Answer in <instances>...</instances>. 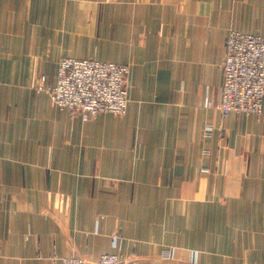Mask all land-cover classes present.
I'll list each match as a JSON object with an SVG mask.
<instances>
[{
	"label": "crops",
	"instance_id": "crops-1",
	"mask_svg": "<svg viewBox=\"0 0 264 264\" xmlns=\"http://www.w3.org/2000/svg\"><path fill=\"white\" fill-rule=\"evenodd\" d=\"M106 9L114 53L75 50L67 20ZM231 30L264 38V0H0V264H264V119L206 107ZM63 57L130 65L127 115L38 92Z\"/></svg>",
	"mask_w": 264,
	"mask_h": 264
},
{
	"label": "built area",
	"instance_id": "built-area-1",
	"mask_svg": "<svg viewBox=\"0 0 264 264\" xmlns=\"http://www.w3.org/2000/svg\"><path fill=\"white\" fill-rule=\"evenodd\" d=\"M222 63L224 85L218 104L208 101L223 116H256L264 119V38L257 34L230 31ZM130 65L100 62L95 59L64 58L55 85L41 76L37 91L50 96L52 104L88 122L102 114L125 117L129 97ZM213 125L206 127L212 135ZM116 246V244L114 243ZM62 264H133L116 254H104L96 263L80 257L65 258Z\"/></svg>",
	"mask_w": 264,
	"mask_h": 264
},
{
	"label": "rangeland",
	"instance_id": "rangeland-1",
	"mask_svg": "<svg viewBox=\"0 0 264 264\" xmlns=\"http://www.w3.org/2000/svg\"><path fill=\"white\" fill-rule=\"evenodd\" d=\"M111 1L112 0H106V2H108V3ZM101 11H102L101 14L98 11H96L98 13L95 15L94 14H91V15H75L72 17V20H67L66 25H72L74 27L73 34L75 35V42H74V49L75 50H87L88 49V50H92V51L96 50V53L99 51L104 52V53H109V54L114 53V43L113 42H114V33H115V28H114L115 21H114L113 11L110 9H106L105 11H107V12L112 11V14H107V15L105 14V12L103 10H101ZM64 37H66V32H64ZM64 58L77 59L75 57H63L60 59L59 65H60V62L62 61V59H64ZM88 59H94V58H88ZM95 60H97V59H95ZM97 61H100V60H97ZM100 62H104V61H100ZM59 65H58V69H59ZM221 68H222V64H221ZM36 88H37V85H36ZM220 100L218 102H214V101H212V102H214L215 104H218L220 102ZM97 118L98 117H96L95 119H97ZM95 119H92V120H95ZM206 127H205V135H206V137H210L206 133ZM222 135H223V133H222ZM224 135H225V133H224ZM60 198H62L61 195L59 196V199ZM65 198H63V199H65ZM56 210L59 211L58 215H60L61 219L66 216V209H63V208L46 209L47 215H52V216L56 215V213H54ZM104 218H105V215H102V214L98 215V219L102 220ZM121 239H123V235H122L121 231L116 232V234L113 237L114 243L117 245L118 241ZM175 250H176V247H165L161 252V258L164 260L173 259L175 257ZM74 256L85 259L91 263H96L101 257L100 256L97 261H93L91 259H88L87 257L79 256V255H70V256L61 257V256H58L57 254H54L50 257V260L53 261L55 264H62L61 262L63 259L69 258V257H74ZM120 257L126 261H129V262H132L133 264H135L134 261L127 260L122 256H120Z\"/></svg>",
	"mask_w": 264,
	"mask_h": 264
}]
</instances>
